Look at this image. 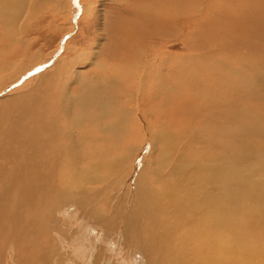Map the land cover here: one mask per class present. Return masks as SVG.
Instances as JSON below:
<instances>
[{
  "label": "bare ground",
  "instance_id": "obj_1",
  "mask_svg": "<svg viewBox=\"0 0 264 264\" xmlns=\"http://www.w3.org/2000/svg\"><path fill=\"white\" fill-rule=\"evenodd\" d=\"M52 1L0 0L1 29L10 36L13 33L26 36L29 19L38 18L43 10L50 9L48 5ZM148 1L163 13L162 22L166 27L163 32L168 36L172 30L178 36L181 19L185 17L181 11L184 0ZM126 3L131 6L128 1ZM53 4L52 7H56ZM66 4L71 20L80 9L72 8L71 0H66ZM141 8L147 13L145 6ZM26 10L27 15L23 16ZM160 15L152 16L159 20ZM117 18L123 26L124 20ZM22 37L0 38V73L10 66L8 52L22 42ZM225 42L226 39H217L214 44L207 41L204 45L211 49ZM129 43L130 49L136 42L129 40ZM236 44V50L242 49ZM230 45L226 43L227 47ZM142 49L145 50L141 48L131 54L135 57L125 59L131 64L128 69L95 63L97 69L103 70L93 76L98 79L93 83L92 79L84 77L86 74L80 75L73 70L82 64L78 59L72 63L74 58L61 57L45 72L25 83L27 88L28 83L35 81L29 91L10 98L0 96V264H130V258L133 260L130 255L142 256L145 264H264V244L260 242V236L264 235V104L255 106L253 101L246 103V95L243 97L253 91V86L256 89V85L250 86L252 89L247 87L246 77L233 82V73L212 75L211 67L203 74L197 71L184 78L179 60L185 64L186 53L174 55L169 63L161 61L162 68L158 70L152 60L148 61L152 53L147 50L142 53ZM108 56L112 57L109 60L114 59L111 54L105 57ZM50 58L48 56L45 61ZM40 61L31 62L25 70L15 71V77L19 79L35 69ZM214 61L219 65L216 57ZM253 61L256 73L253 79L258 81L264 68L255 67ZM262 65L264 67V60ZM204 66L201 61L195 63L193 69L200 70ZM8 78L0 81V91L3 85L18 81ZM217 83L223 86L214 89ZM205 84L208 89L203 94L198 85ZM74 85L79 88L75 89ZM138 85L143 102L139 100L141 105L137 110L153 105L145 110L140 121L154 138L145 140L139 152L147 149L152 155L158 147L160 168L152 169L144 164L136 171V156L133 168L128 167V170L121 164H130V155L129 158L124 156L127 159H116L111 166L105 165L106 170L109 167L113 170L104 174L98 166L100 163L92 162L94 157H111L114 149L109 147L115 148L114 142L118 143L120 135L126 136L122 125L132 124L135 117L125 108V111L119 110L125 120L120 126L103 127V124V129L99 126L102 134L108 135L110 144L104 142L106 137L92 131L97 130L95 124L108 114L103 111L112 105L102 103L99 90L113 91L120 101H127L124 98H128L133 87ZM226 87L231 90L222 94L221 90ZM189 95L191 97H186ZM129 97L134 98L133 95ZM110 103L114 104L111 100ZM178 106L184 108L183 112L177 110ZM177 113L184 116L177 122L182 133L189 132L179 152L171 144L172 135L168 132L172 121L176 120L171 118ZM186 115L190 122L185 119ZM254 173L259 175L260 183L254 180Z\"/></svg>",
  "mask_w": 264,
  "mask_h": 264
},
{
  "label": "rangeland",
  "instance_id": "obj_2",
  "mask_svg": "<svg viewBox=\"0 0 264 264\" xmlns=\"http://www.w3.org/2000/svg\"><path fill=\"white\" fill-rule=\"evenodd\" d=\"M56 1L53 0L50 3H52V4L54 3L57 8L54 6L52 7V4H49L48 6H50V9L46 8L45 10H43V11H45V14L43 11H42V14H39V16L41 15L40 16L41 18L38 16V18H35L33 20L29 19V21H28L29 26H28L27 32L25 34L26 36H24L25 38L16 34V33L11 34V36H10V35H8L7 32H5V30L3 31L0 27V34H1L0 38L1 39H19L21 37L23 38L21 43L14 46V48L10 49L11 51L8 52V53H10V54H8V57L11 56L8 59L9 60L8 63L10 62L11 64L8 67L5 66L6 68H3L5 71L2 70V72L0 73V81L1 82L9 80L10 78H8V77H13L12 80L17 79L18 81L12 83V85H9L10 87L7 84L3 85V88L0 91V96H2V97L5 96V98H10V97L15 96L17 94L29 91L33 87V85H35L36 83H35V81H33V83L31 82L30 83L31 86L28 83L27 88H25L26 87L25 83L28 80H30L31 78L35 77L37 74H41V73L45 72L47 67L50 68V66H52V64H55L56 61L58 60V58L60 59L61 57H67L68 59L74 58V61L72 63H74L75 60L78 59L79 62L82 64H80L79 66H76L75 68H73V70L78 71L80 75L86 74L84 77H86V78L88 77V78H90V80L92 79L90 81L87 78L91 83H93V82H95L94 80H96V81L98 80L97 78H93V76H96L98 74V72L100 73L103 70V69H99V68L97 69L96 65H94L95 63H97V62L102 63V65L104 64L103 65L104 67L108 66V68L118 69V67H119L120 69H128L131 64L127 63L125 61V59H128L129 56L135 57V55H131V54H134L136 51H138L141 48H145V50L142 49L141 52L143 53L144 51L145 52L150 51V54L152 53L151 55L149 54V52L147 53L150 55V59H148V61L150 60L149 62H151V60H152V63L157 65L158 70H161V68H162L159 66L161 63H169L170 60L175 57L174 55H176V57H177V55H180V54L183 55L186 53L184 56L186 58L185 64H182L183 61L179 60V64L182 67V75L184 74L183 75L184 78L188 77L189 75H191L192 73L197 72V71L200 72L201 74H203L207 70L208 67L212 68V75L233 73L234 74L233 82L239 80L242 77H246V79L249 83V85L247 87L251 88L253 85H256V89L253 86V89L251 88L253 91L249 92L248 96H247V94L243 95V97L246 95L244 97V99L246 98V100H247L246 103L255 102L256 103L255 106H257L258 104H264V93H263L264 92V83H262L264 81V72L260 73L262 75V77H260L258 79V81H254L253 78L256 76V73L254 72L253 67H252V63H251V61L254 60L253 62H254L255 67L257 66L259 69L264 68L262 65V61L264 60V7H263L264 6V2H263L264 0H261L263 3L260 0L259 1L255 0V2L253 0H245L247 3L249 2L250 5L247 3L245 4L244 0H232V1L231 0H209V2H208V0H202V1L201 0H184V3L182 2L181 11L182 10L184 11L185 17H182V19H181V23L179 26V28H181V29H179L180 34H178V36L177 35L175 36L173 34L174 32L171 30V28H170L171 32L169 33L168 36L166 35V33L163 32V28H166L165 25H163L164 23L162 22L163 21V18H162L163 13H160L161 11L158 12V10L155 8V4L149 2L148 0H71L72 5H73L72 8L75 9L76 8L75 6H77L80 9V11L78 10L77 13L72 17L71 20L69 19L70 18V10H69V8H67L68 4H66V0H59L60 3L58 0H56ZM126 1H128L129 4H131V6L127 5ZM187 1H189V2H187ZM221 1L222 2L224 1V2L222 3ZM145 2H146V4H145ZM206 2L208 4L203 5L204 3L206 4ZM225 2H226V4H225ZM242 2H243V4H242ZM143 3H144V5H143ZM62 4H63V7H62ZM186 4H188V5H186ZM220 4L222 7L220 6ZM229 4L231 6H228ZM238 4L239 5L241 4L240 5L241 7L238 6ZM244 5L246 6V8ZM247 5L249 7H247ZM141 6L146 7L147 13H144L141 10L142 9ZM206 6H207V8L205 9ZM210 6H212V7H210ZM225 7H227L226 8L227 11H225ZM250 7H257V8H254L255 9L254 10L252 8L249 9ZM86 8H88V10ZM135 8H137V9L135 10ZM148 8H149V10H152L151 11L152 13L148 10ZM186 8L187 9L190 8V9L186 10ZM203 8H204V10H203ZM239 8H241V9H239ZM81 9H83V10H81ZM92 9H93V11H92ZM154 10H157V11H154ZM213 10H214V12H213ZM49 11H51V12H49ZM217 11H218V13H217ZM223 11H225L226 13H224ZM256 11H261L262 13L258 14ZM154 12H158V13H154ZM26 13H27V10L24 12L23 16L27 15ZM148 13H151L154 16L157 14H161V15L159 16V20H157L151 14H148ZM210 15H211V17H210ZM117 17H121L122 20H124L123 26H121ZM146 17L149 20H147ZM149 17H151L152 19H155L156 22L151 20ZM186 18H189V19H186ZM23 19H25V18H23ZM194 19H195V21H194ZM227 19H231L232 21L227 20ZM148 21H150V22H148ZM204 21H205V23H204ZM198 23H200V24H198ZM204 24H205V26H204ZM258 25L260 28L258 27ZM199 26H200V28H199ZM245 27L248 29H246ZM120 28H121V30H120ZM191 28L194 29L193 32H192ZM159 29H161L162 31L158 32ZM258 31L261 33H259ZM154 33H155V35H154ZM192 34H194V35H192ZM202 36H203V38H202ZM151 39H153L154 41H152ZM217 39H226V42L224 43L225 45L222 43H218V45L210 47L211 49L205 47L204 42L208 41L210 44L211 43L214 44L215 40L217 41ZM129 40L136 42L132 45L134 47H132L130 49L128 48V46H130ZM138 42H140V43H138ZM227 42L231 43L230 47L226 46ZM68 43H70V44L68 45ZM154 43H156V44H154ZM236 43H238V44H236ZM239 43H241V44H239ZM24 44H25V46H24ZM172 44L176 45V47ZM235 44L238 46H241L242 49L236 50L237 47L235 46ZM67 45L70 46L69 48L71 50L67 49V47H68ZM154 45H156V46H154ZM170 45H172L173 47H169ZM126 46L128 49L126 48ZM139 46H141V47L139 48ZM150 49H153V50L151 51ZM154 49L156 52L154 51ZM110 54L113 55L114 61L109 60V59H112V57H110V56L105 57L106 55H110ZM159 54H160V56H159ZM119 55H121V58H119ZM48 56L51 58H50V61L46 62L47 61L46 58L48 59ZM187 57H190V58H187ZM214 57H216V59L219 61L220 66L215 64ZM151 58H153V59H151ZM193 60H194V62H193ZM34 61L36 63L40 61L41 63L38 64V67H34L35 69L28 71L25 74H23L21 77H19V79L17 77H15V75H16L15 71L17 72V70H20V69H21V71L27 69V65L29 66V64L31 62H34ZM44 61L46 63H43ZM101 61H103L104 63ZM180 61H181V63H180ZM201 61L205 63V66L202 67L200 70H194L193 69L194 64L195 63L199 64V62H201ZM190 62H192L193 64H191ZM116 63H117V65H116ZM157 63H159V64H157ZM49 68H47V69H49ZM183 69L185 72L183 71ZM188 70H192V71H188ZM92 71H94V74H91ZM95 72H97V73H95ZM14 78H16V79H14ZM190 80L192 82L193 79L191 78ZM222 86L223 85H221V84L218 86V83H217L214 86V89H216V87H222ZM261 86H262V88H261ZM73 87L75 89L79 88L78 85H74ZM138 87H139V85L133 87V91H131L129 93V96L130 95L134 96V98L131 97L133 99H131L129 96H128L129 99L124 98V100H127V101H120L121 98L118 97L119 98L118 99L115 96L116 94L113 91H110V90L108 91L107 89L99 90V98L102 100V103L104 105H108V104H109V106L112 105V107L110 106L108 108H107V106H102L103 109L104 108L108 109V110L105 109L106 111L104 110L103 112H105L104 114L108 113L110 116L112 114V116L110 119L109 115L107 114V115H105L107 118L104 117V120L100 121L101 123L99 122L100 124L99 123L97 125L95 124V126L90 125V126L97 127V130L94 129V127H93V129L95 131H92V132L95 135H97V136L101 135L102 131L100 129H103V127L109 126L110 124H115V125L117 124V126H120L121 122L125 121L124 119H122L123 116H122V113L119 112V110L123 111L125 108H126L125 109L126 112L131 110L134 117H135V118H133L132 124L130 122H127V123H124L122 125V128L126 129V131H127L126 136H125V134H122V136L120 135L121 139L119 138L120 140L119 139L117 140L118 143L114 142L116 147L115 148L109 147L110 149H114L113 152L111 151L113 153V155H111V157H110V155H108L109 158H108V156H104V158L107 157L105 159H101V157L103 158V156L94 157L92 162H94V160H95L94 163H98V164L100 163L98 166H100L102 168V170H103L102 173H104V174L105 173L107 174V172H110L111 170H113V168H111V167H109V169L106 170V168L104 167L105 165H109L110 163L114 162L118 158H119L118 160L127 159V158H129L130 155H131L130 156L131 163L130 164L129 163L121 164V166L125 165L126 169H128V167L130 169L131 166L133 168V165H134L133 158L135 160L136 156H138L137 157L138 160L136 159V167H135L136 171L138 169L141 170L142 167L144 166V164L146 166L151 167L152 169H156V167H159L157 164V160H159V154H160V153H158V151H159L158 147H157V150L154 152L155 154H152V155L149 153L150 150L148 151L147 149H145L146 151L144 150L145 152H141V153L139 152V150H140L139 148L141 147V145L144 144L145 140L147 141V140L154 139V138L152 135H150V134H152V132L146 131L145 124H143L144 122L141 123V121H142L141 115L142 114L145 115V110L151 108L153 105H148V107L145 108V110H137V106L141 105V104H139V100L141 99V101L143 102V95L138 92L139 89L141 88V86L139 88ZM257 87L260 88L259 89L260 91H258ZM25 89H27V90H25ZM198 89L201 90V92L204 94L205 90H207L208 88H207V85L205 84L204 86L198 85ZM227 89L231 90V87H226L225 89L221 90V93L222 94L227 93ZM7 90H9V91H7ZM135 90H137V91H135ZM5 91H7L6 94L4 93ZM78 92H80V91L78 90ZM137 93H138V96H136ZM110 94H111V96H110ZM186 97H191V95L186 96ZM248 97L249 98L252 97V98H250V100H249ZM5 98H3V99H5ZM136 98H137V100H136ZM256 98H258V101H256L257 100ZM251 99H253V100H251ZM105 100L107 102H105ZM110 100L112 102H114V104H111ZM187 100L189 101L187 103H190L191 100H189L188 98H187ZM159 102L161 103L160 100H159ZM180 102L178 103V105L180 104ZM127 103H128V106H127ZM132 104H136V105H132ZM124 105H125V107H124ZM111 108H112V110H111ZM129 108H131V109H129ZM133 108L135 110H133ZM115 109H116V111H115ZM117 109H118V111H117ZM177 110L183 112L182 110H184V108L183 107L179 108V106H178ZM117 113H118V115H120V114L121 115L118 116ZM179 114L180 113H177L175 118H171V120H175V119L176 120L172 121V123H171L172 126L170 127V130L168 131L169 136L172 135L171 136V138H172L171 144L173 146L175 145L176 148L175 147L174 148L176 149L175 151H177V152H179L184 145L182 141L189 137V132L187 131V133L186 132L182 133V128L180 129L179 125L177 124V122H180V118L184 119V116L181 114L179 115ZM117 118H118V120H117ZM112 119H113V121H112ZM134 119H135V123H134ZM185 119L188 122L191 121L187 115L185 116ZM137 122L138 123L140 122V124H137ZM103 124H104V126L102 127ZM126 124H128V126ZM99 126H101V127H99ZM178 131H181V132H178ZM153 133H155V132H153ZM101 136H103L104 139L106 137L104 142L107 141V143L110 144V141L108 140L109 139L108 135L102 134ZM173 142L178 143V144H175ZM162 150H163V152L166 151L165 149H163V146H162ZM114 154L116 156H114ZM124 156H126L127 158ZM132 156H135V157H132ZM145 158H147V160L149 162ZM106 159H108V162L106 161ZM132 163H133V165H132ZM109 166H111V164ZM117 170L118 169L114 168V171H117ZM256 174L257 173H254V180L258 181V183H260L259 175L257 174V176H256ZM151 177L152 176H149V178H151ZM105 185H103V186L105 187ZM69 221H71V220H69ZM93 233H95V231H93ZM260 242L262 244H264V235L260 236ZM116 253H118V252H116ZM119 253H121V252H119ZM126 256L129 257V254H126ZM130 256H132V259H133L131 261V258H130V262H131L130 264H145V261L141 258L142 256H140V255H135V256L130 255ZM110 261L112 262L111 259H110ZM85 263H87V261ZM117 263L120 264L122 262H117Z\"/></svg>",
  "mask_w": 264,
  "mask_h": 264
}]
</instances>
